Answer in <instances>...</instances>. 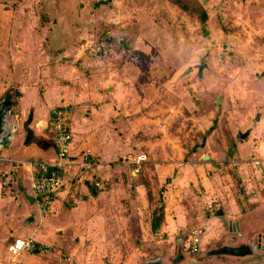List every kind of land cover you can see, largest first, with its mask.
<instances>
[{
  "label": "rangeland",
  "instance_id": "374dc122",
  "mask_svg": "<svg viewBox=\"0 0 264 264\" xmlns=\"http://www.w3.org/2000/svg\"><path fill=\"white\" fill-rule=\"evenodd\" d=\"M105 1L109 4H100ZM183 3L188 12L181 8ZM202 9L209 17L206 27L199 18ZM207 31L211 35L204 38ZM203 64L207 67L199 78L198 66ZM28 73L38 98L52 94L59 103L51 110L68 107L73 126L74 121L80 123L75 139L93 154L83 163L90 167L100 162L98 156L105 161L99 173L103 179L94 182L98 189L120 185L134 196L139 181L157 176L155 166L173 168L176 177L177 168L198 161L214 160L223 172L239 174L231 170V162L237 156L249 163L258 147L264 160V0H0V109L10 92V101L18 104L11 126L23 120L19 81ZM40 111L46 113V105ZM246 133L248 139L240 140ZM204 139L207 144L200 148ZM237 147H243L241 153ZM141 154L148 163L135 177L126 160ZM89 167L79 165L73 171L81 174ZM0 173V264H22L9 247L20 238H31L30 227L39 231L41 240L48 233L36 208L20 209L14 167ZM75 179L70 188L82 180ZM167 180L171 182L163 180L164 187ZM149 183L152 192H159L156 208L162 185L154 178ZM260 215L245 220L256 224ZM29 217L36 220L30 224ZM207 224L200 252L216 236L218 224ZM60 238L43 242L52 247L51 253L43 252L28 264H63L58 255L64 251L70 257L66 245L75 240ZM142 241L109 240V248L126 252L124 257L109 254V262L141 263L131 251ZM103 243L86 240L84 249L91 247L89 254ZM212 252L216 263L227 258ZM178 255L188 264L186 246H180Z\"/></svg>",
  "mask_w": 264,
  "mask_h": 264
},
{
  "label": "crops",
  "instance_id": "0c3cea01",
  "mask_svg": "<svg viewBox=\"0 0 264 264\" xmlns=\"http://www.w3.org/2000/svg\"><path fill=\"white\" fill-rule=\"evenodd\" d=\"M50 95L53 101L46 99ZM6 101L5 99L4 102ZM55 103L57 104L59 101L50 93L45 95V99L38 98L36 89L30 85V73L21 77L19 81V110L23 120L21 123L19 122V126H11L10 117L18 104L11 105L12 108L10 107V114L7 118V130L12 134V141L7 149L0 152V169L9 170L14 167L15 173L19 175V207H22L20 209L36 208L39 217L31 187L32 174L36 171L32 169L31 164L49 162L56 156L54 136L51 129L48 128L54 111L51 110V107L56 106ZM44 105H46V113L45 111L39 112V109H43ZM30 116H32V120L28 123ZM26 124L29 125L27 133L25 131ZM79 124L76 125V121H74V126L72 125L74 144L68 160V167L63 172L64 179H66L65 188L55 204L57 211L44 219L40 218L42 227L48 233V238L41 240L43 236L41 238L39 231H35L31 227L27 231L33 238L26 240L35 241L38 246L37 250L42 249V246L47 247L43 242L51 240L54 243V240L61 237L60 240H75L74 244L66 245L68 246L66 252L70 257L64 251L62 252L68 259L67 262L61 259L63 264H115L112 261L109 262L108 255L124 257L126 252H122L117 247L109 248L111 244L109 240H143L142 242L148 244L143 245L142 242H139L131 251V257L141 262L139 264L159 259L170 264L177 257H180L178 260L182 264L185 258L178 254L180 246L187 247L184 240L186 232L203 229L201 235L203 238L209 230L207 223L215 222L218 225L216 236L213 235L214 238H212L214 241L209 246L205 244L208 248L204 247L202 252H200V247L196 254L189 252L188 264H264V250H262L264 240L258 242V236L264 235V192L263 194L260 192L264 191V173H262L264 172L262 170L264 160L263 166L256 169L250 160H248L249 163H245L241 158L239 161L236 156L238 171L232 170L230 166L233 172H239L234 175L223 172L214 160L208 163L191 162L184 168H177L176 177H174L176 170L173 168L155 166L157 176H151L147 180L151 181L154 178L157 186L162 185L163 180L167 178L171 179V182L165 187L161 186L162 189L165 188L162 193L166 203L164 222L159 232L153 233L151 221L155 210V201H149L145 187L138 184L134 188V196L132 192L125 194L126 191L122 190L120 185L98 189L97 183L94 182L103 177L99 173L106 167L105 161L99 156L97 160L100 162H95L90 167L86 165L84 168H89L85 172L79 174L78 170L77 172L73 171L75 167L78 169L79 165L82 167L87 151L84 150L87 145H84L83 142L78 144V140L74 136L78 131ZM17 131H19V135H16ZM33 131H36L37 134L35 135ZM46 131H50V134H47ZM237 148L241 153L243 147ZM259 149L261 147H258L255 152L258 153ZM257 153L252 154L251 158L262 159ZM75 178L82 180L77 181L70 188V182ZM154 191L155 189L152 192L155 200L159 196V192L155 191L154 193ZM255 213H261L259 221H255L256 224L251 220H245ZM35 220L36 218H28L30 224ZM47 224L50 225L47 227ZM180 224L182 225L180 226ZM136 226L138 232H136ZM86 240H103L105 243L100 245L102 248L95 247L94 251L88 254L86 252H89L91 247L87 251L84 249ZM206 240L208 239L206 238ZM237 246L241 247L239 249L240 257L232 256V253L229 251L227 253V250H224ZM56 248L58 249V247ZM212 251H219L222 255H227V258H218L216 263L217 257L212 254ZM41 253L40 251L23 252L15 256V259H18V263L28 264L31 258L45 255ZM101 260L105 263H102Z\"/></svg>",
  "mask_w": 264,
  "mask_h": 264
},
{
  "label": "built area",
  "instance_id": "2783aa9c",
  "mask_svg": "<svg viewBox=\"0 0 264 264\" xmlns=\"http://www.w3.org/2000/svg\"><path fill=\"white\" fill-rule=\"evenodd\" d=\"M72 125V116L69 108L61 107L54 110L48 128L51 129L54 136L56 156L49 162L31 164L32 169L36 171L32 174V193L41 219L57 211L55 204L65 188V179L62 172L68 167V160L72 153L74 139ZM1 151L2 148L0 146ZM92 156V151L87 150L85 160H88ZM126 161H128L126 162L128 168L133 169V175L138 176L143 167L147 165L148 157L141 154L138 156H130ZM251 164L259 169L263 166V160L253 157ZM85 166L86 164L82 165L83 168ZM230 166L232 170L238 171L239 166L236 160L232 161ZM202 234L203 229L189 230L186 232L184 240L190 253L196 254L198 252ZM37 247V243L33 240L18 239L9 247V253L12 256H18L23 252L35 253L40 251L42 253H51L52 251V247H43L41 250H37ZM60 257H63V261H68L63 254H60Z\"/></svg>",
  "mask_w": 264,
  "mask_h": 264
},
{
  "label": "trees",
  "instance_id": "16d2710c",
  "mask_svg": "<svg viewBox=\"0 0 264 264\" xmlns=\"http://www.w3.org/2000/svg\"><path fill=\"white\" fill-rule=\"evenodd\" d=\"M100 4L102 5H106V4H109V1H105V2H100ZM181 8L188 12V5L187 4H184L181 5ZM200 16V22L202 24L203 27H206L208 25V21H209V17L207 15V12L205 10H201V12L199 13ZM11 93L8 92L6 94V100L11 102L10 101V95ZM11 105L12 106H16V104L14 102H11ZM32 120V116L29 117L28 119V123H30ZM142 171V170H141ZM142 172H140V174L138 175L139 177L141 176ZM62 175H63V172H62ZM138 176H135V177H138ZM140 182V183H139ZM139 185L145 187L146 191H147V195H148V198H149V201L152 202L154 201V198H153V193H152V190L150 188V183L149 181L147 180V178H144L142 179L141 181H139ZM168 184H170V180H167ZM166 182V183H167ZM165 190V188H163L161 190V193H163ZM165 209H166V203L163 199V194L160 196V199H159V204L158 206L155 208L154 212H153V216H152V221H151V231L153 233H158L159 230L161 229L162 225H163V222H164V215H165Z\"/></svg>",
  "mask_w": 264,
  "mask_h": 264
},
{
  "label": "water",
  "instance_id": "95a60500",
  "mask_svg": "<svg viewBox=\"0 0 264 264\" xmlns=\"http://www.w3.org/2000/svg\"><path fill=\"white\" fill-rule=\"evenodd\" d=\"M210 35H211V33L209 31H207L204 35V38H209ZM213 45H214V43H213ZM206 67L207 66L205 64L198 66L199 78L203 77V70L206 69ZM190 73H191V70H188L187 74H190ZM263 77H264V74H263ZM218 103L220 104V102H218ZM10 107H11V102L6 101V102H4V106L0 109V146H1L2 150L7 149L10 146L11 141H12V134H11V132H8V130H7V123H8L7 118L10 114ZM5 108H7L8 115L5 112ZM257 121H260V117L257 118ZM218 123H219L218 120L214 122L215 125ZM213 130H214V128L211 129L210 132H213ZM249 135H250L249 133H246L245 135H240L239 139L240 140H247ZM206 144H207V139H204L200 148H205ZM196 151H197V149H194V152H196ZM204 160H209V157H204ZM259 240H264V235L258 236V242H259ZM262 244L264 245V242H262ZM262 250H264V248H262ZM160 262H162V260L159 259V260L149 262L148 264H160Z\"/></svg>",
  "mask_w": 264,
  "mask_h": 264
},
{
  "label": "flooded vegetation",
  "instance_id": "af4514ba",
  "mask_svg": "<svg viewBox=\"0 0 264 264\" xmlns=\"http://www.w3.org/2000/svg\"><path fill=\"white\" fill-rule=\"evenodd\" d=\"M5 112L7 113V115H8V111H7V108H5ZM264 248V247H263ZM239 249H241V247H239V246H237V247H234V248H226V249H224L225 251L227 250V253H228V251L230 252V253H232L233 255L232 256H238V257H240V255H241V252L239 251ZM178 259L180 258V257H177ZM176 258V259H177ZM183 258V257H182ZM175 259V260H176ZM184 259V258H183Z\"/></svg>",
  "mask_w": 264,
  "mask_h": 264
}]
</instances>
